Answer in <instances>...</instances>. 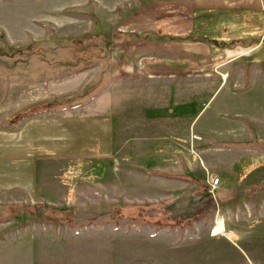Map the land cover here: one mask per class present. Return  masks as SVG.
Here are the masks:
<instances>
[{"label": "rangeland", "instance_id": "1", "mask_svg": "<svg viewBox=\"0 0 264 264\" xmlns=\"http://www.w3.org/2000/svg\"><path fill=\"white\" fill-rule=\"evenodd\" d=\"M147 1L0 0V126L100 115L114 141L106 159L32 156L36 193L0 194V264H264V58L243 54L218 89L193 83L163 126L122 81L125 24Z\"/></svg>", "mask_w": 264, "mask_h": 264}, {"label": "crops", "instance_id": "2", "mask_svg": "<svg viewBox=\"0 0 264 264\" xmlns=\"http://www.w3.org/2000/svg\"><path fill=\"white\" fill-rule=\"evenodd\" d=\"M140 4L134 20L125 24V31L136 35V47L126 51L129 59L121 68L128 78L122 81L152 94L151 100L143 99L137 112L151 111V117L163 126L182 123L193 83L218 89L225 80L226 67L244 58L243 54L264 58V0H150ZM141 114L138 116L143 118ZM76 116H34L17 125L0 126V194L10 199L14 192L22 194L19 198L36 193L37 175L30 162L33 155L41 159H106L112 154V120H102L100 115ZM137 126L148 133L154 124L142 119ZM97 133L102 140L99 148L76 147L79 138H87L91 144ZM148 151L142 148L138 152ZM167 152L173 157L171 150ZM130 154L121 157L128 167L150 166L134 164ZM182 158L173 160L184 162Z\"/></svg>", "mask_w": 264, "mask_h": 264}, {"label": "built area", "instance_id": "3", "mask_svg": "<svg viewBox=\"0 0 264 264\" xmlns=\"http://www.w3.org/2000/svg\"><path fill=\"white\" fill-rule=\"evenodd\" d=\"M218 181H219L218 178H215V179L211 178V180L209 181V185H210V188L208 190L209 192L212 193L214 191V189H216Z\"/></svg>", "mask_w": 264, "mask_h": 264}, {"label": "trees", "instance_id": "4", "mask_svg": "<svg viewBox=\"0 0 264 264\" xmlns=\"http://www.w3.org/2000/svg\"><path fill=\"white\" fill-rule=\"evenodd\" d=\"M206 195L210 196V193H206Z\"/></svg>", "mask_w": 264, "mask_h": 264}]
</instances>
